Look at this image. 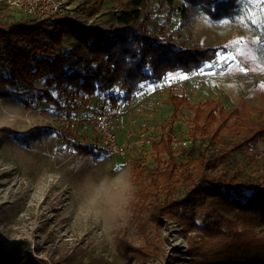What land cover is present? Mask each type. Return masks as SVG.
<instances>
[{
    "label": "trees",
    "instance_id": "obj_1",
    "mask_svg": "<svg viewBox=\"0 0 264 264\" xmlns=\"http://www.w3.org/2000/svg\"><path fill=\"white\" fill-rule=\"evenodd\" d=\"M147 3L126 0L114 13L112 29L87 25L70 14L56 23L24 13L0 19V83L6 94L56 115L58 137L77 154L103 149L81 139L75 129L85 120L83 113L95 107L93 98L105 96L108 108L131 101L144 83L193 73L225 48L174 41L166 28L175 14L187 18L196 7L213 19H234L242 11L241 0H166L160 7L168 9L166 22L156 27ZM66 38L72 39L70 47ZM169 99L173 111L149 144L151 163L146 158L133 163L136 209L157 230L172 219L186 234L195 231L183 253L188 264H264V171L249 173L236 155L264 139V112L250 122L239 108L227 109L214 99L195 102L185 92H172ZM183 108L193 113L192 143L177 153L173 137ZM227 136L236 140L227 145ZM128 246L141 262L157 250ZM23 253L36 264H50L33 257L28 242L14 243L9 255L0 252V264H14Z\"/></svg>",
    "mask_w": 264,
    "mask_h": 264
},
{
    "label": "rangeland",
    "instance_id": "obj_2",
    "mask_svg": "<svg viewBox=\"0 0 264 264\" xmlns=\"http://www.w3.org/2000/svg\"><path fill=\"white\" fill-rule=\"evenodd\" d=\"M125 3L72 0L73 11L68 14L87 25L112 29L114 13ZM164 3L148 0L146 4L156 27L166 22L168 9H160ZM241 4L234 19H213L196 7L187 18L172 17L166 34L174 41L228 46L235 60L227 67L217 66L212 70L215 75L176 72L161 82H146L133 100L109 105L118 117L119 141L129 145L123 157L104 149L77 154L58 137L61 121L56 115L37 104L26 107L19 97L6 94L0 83V252L4 256L13 251L14 243L28 242L32 256L50 264H188L183 253L195 231L186 234L187 229L172 219L159 230L147 222V216L136 209L133 163L144 158L151 163L150 145L140 142V133L156 139L161 135L173 111L172 92H185L195 102L210 98L227 109L239 108L250 122H257L264 112V0L258 6H245L244 0ZM21 16L0 3L1 20ZM71 42L66 38V47ZM104 97L93 98L94 104ZM92 109L83 113L85 120H79L75 129L81 139L102 146L91 121ZM192 117L191 110L182 109L174 135L177 153L192 143ZM235 140L227 136L225 143ZM236 155L249 173L256 176L264 171V139ZM128 245L157 250L141 262ZM13 263L36 264L27 253Z\"/></svg>",
    "mask_w": 264,
    "mask_h": 264
},
{
    "label": "built area",
    "instance_id": "obj_3",
    "mask_svg": "<svg viewBox=\"0 0 264 264\" xmlns=\"http://www.w3.org/2000/svg\"><path fill=\"white\" fill-rule=\"evenodd\" d=\"M0 3L37 19L49 20L51 23L63 20L68 12L73 11L72 0H0ZM117 119V115L110 111L108 104L104 101L99 102L92 109L91 121L100 133L103 149L113 156L123 157L127 154L129 145L119 141L116 132ZM153 139L154 137L147 132L140 133L141 143L151 144Z\"/></svg>",
    "mask_w": 264,
    "mask_h": 264
},
{
    "label": "snow or ice",
    "instance_id": "obj_4",
    "mask_svg": "<svg viewBox=\"0 0 264 264\" xmlns=\"http://www.w3.org/2000/svg\"><path fill=\"white\" fill-rule=\"evenodd\" d=\"M261 2L262 0H244L245 6H247L248 4H253L258 6ZM261 11H264V9H261ZM252 22H255V20H253ZM234 60L235 57L228 50V46H225L224 49L217 51L214 59L210 61H205L203 65L196 71H198L201 74L215 75L216 73L212 70L216 69L217 66L227 67ZM181 78H187V77L185 76Z\"/></svg>",
    "mask_w": 264,
    "mask_h": 264
}]
</instances>
